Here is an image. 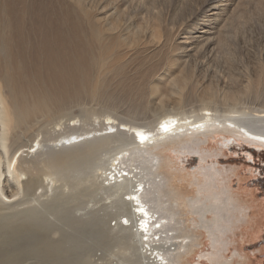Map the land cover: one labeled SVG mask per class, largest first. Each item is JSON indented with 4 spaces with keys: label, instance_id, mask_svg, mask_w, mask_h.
Segmentation results:
<instances>
[{
    "label": "bare ground",
    "instance_id": "obj_1",
    "mask_svg": "<svg viewBox=\"0 0 264 264\" xmlns=\"http://www.w3.org/2000/svg\"><path fill=\"white\" fill-rule=\"evenodd\" d=\"M111 87L135 90L125 111ZM245 95L261 109L238 110ZM260 99L264 0H0V264H89L80 258L88 248L72 246V236L30 205L53 192L56 215L66 220L63 187L86 173L88 186L115 198L121 212L111 227L124 233L129 255L91 264H248L242 245L259 239L260 219L234 191L237 172L223 166L229 159L209 144L222 137L221 156L237 139L263 148ZM97 120L101 127L85 129ZM172 150L196 157L198 166L163 171ZM174 178L188 180L198 197L179 188L165 203L162 188L174 194ZM189 206L199 217L193 225L207 232L206 251L201 237L180 235L172 210ZM80 222L72 220L85 233ZM90 228L104 237L99 224ZM145 234L171 245L161 263Z\"/></svg>",
    "mask_w": 264,
    "mask_h": 264
},
{
    "label": "rangeland",
    "instance_id": "obj_2",
    "mask_svg": "<svg viewBox=\"0 0 264 264\" xmlns=\"http://www.w3.org/2000/svg\"><path fill=\"white\" fill-rule=\"evenodd\" d=\"M113 88H115V86H113ZM121 88L123 89L124 87H121ZM121 88H118V91H116L115 89V92L113 93L112 90L114 89H112L111 87L109 90V93L114 94V97L116 99L118 98L117 105L119 106V109L122 110L121 112H123L125 111L124 109L127 108L128 102H130V92L134 91V92H131L132 96H137V94L135 93L134 89L128 92L129 90L124 88L123 89L124 91H123ZM130 88H133V86ZM145 89L148 92L147 87ZM159 91L167 92L168 89L165 87V85L163 86L160 85ZM190 91L191 89H189L186 93H190ZM147 92L145 95L146 98L144 97L145 102L146 100H148V97H149L148 96L149 93ZM245 96L247 97V95ZM246 97L243 96L242 98L243 100L239 101L238 104H242V105H238L237 107L238 110L243 111L244 109L243 112H245L246 110L245 113L249 112V113L254 114L256 110L261 109V105L258 106L257 102H255L254 99H252V97H250L249 95L247 98ZM133 98H136V97H133ZM187 99L191 100L189 96H187ZM259 102L260 104H262L261 102H263V99L262 101L260 99ZM148 107L151 108L152 106L148 105ZM240 107H243V108H240ZM72 111L74 115L79 114V109L77 107H73ZM100 121L101 120H97L95 126H93L92 122L89 121L88 122L89 124L86 126L85 129H93V128L101 127L100 124H102V121L101 122ZM227 123H230V122H227ZM203 133L205 132L204 131L200 132V134H203ZM227 135L228 134L223 136L224 139L230 140L229 136ZM51 136H54V135L52 134ZM198 136L203 137V135L202 136L198 135ZM171 137H175V136H171ZM216 137L210 138V144H209L210 149L214 151L215 149L219 150V154H220L219 156L220 158H222L223 161L226 159H229L228 161H225L226 163L224 162L223 166H225L228 169H231V171L234 170L237 172V175L233 176L232 184H233L234 191L241 192L242 196L245 197V200L243 201L244 205H246L247 202H250V201L252 202L250 206L254 207V209H252L253 214L255 217H258L260 219V223H261L260 226L259 225L256 226L257 233H261L259 234V239L253 242L244 243L242 245L244 252L250 255L248 264H264V147L256 148L259 145L253 146L251 144L239 142V139H237L235 141H230L228 144H226V146L222 148V150L225 153V156H221V153H220L221 149L219 148V143L224 140L222 139V137H217V138ZM205 142L206 141L204 140V143ZM179 152L180 151H177L176 153L175 150H172L171 155H173V157L171 159L172 160L171 162L168 160L167 155L162 154L164 157L162 161V163L164 164L163 171H166V172H169L170 174L175 175L176 173L178 174L179 171H181L180 168H182L183 166L187 168L188 172L193 171L194 168L198 166L197 163L199 159H196V157L182 158L183 154H180ZM112 159L113 158H110L109 161H112ZM172 164H173V167H172ZM88 176H89L88 173L82 174V175L77 174L72 179L71 183H69L70 185L63 187L66 193V196H67L65 203H63V206H62L63 213H65L64 217H66V220L62 219L63 216H61L59 212L57 214L58 216L56 215V211H55L56 205L51 204L54 202L52 200L54 198L53 192L51 193L49 191L50 194L48 193L47 195L42 196L40 198L39 202H41L42 205H39L37 203H32L30 205L36 207L40 212L45 213L44 214L45 220L49 219L55 225L57 224L56 228H58L61 231L64 230V232L66 231L65 232L66 234L72 236L73 238V243L71 244L72 246L80 250H84L85 247L88 248V252H86V257H82V255H80V258L82 259L85 258L87 260V263L91 264L94 262L93 259L100 258V257L106 258L107 260H109V262L115 261L116 260L115 258L117 256H118L117 258H127L129 256L127 252L128 245L124 242V239H122L124 233L120 232L118 226L117 228L111 227V223L117 221L114 219V217H116L117 212H121V210L117 206V203L114 201L115 198H113L112 200L110 199L107 200L105 197H103L99 193V191L98 192L96 191L95 187L88 186L90 185V177ZM173 180L175 181L172 185H174V188L176 190L174 191L175 192L174 194L171 192L170 190L171 188L169 187L167 188V186L162 188L163 191L161 194V199L165 203L166 202L169 203V201L177 199L175 196H177L176 192L179 193V188L181 190V193L185 195V198L190 197V198H193V200H195V198L198 197L196 189L194 187L192 188L187 185L188 180H182V179L178 180L175 178ZM58 185L61 187L63 186L62 183H59ZM43 202L46 204L48 203V204L45 205ZM111 204H112V207H111ZM27 206L25 205L24 207H27ZM208 206H210V203ZM50 207H52L54 211ZM196 207L198 208L197 205L194 206V208ZM172 211H173V214H175L177 221L183 223L184 229L180 235L182 236L189 235V236H192L193 238L201 237V241H199V243L203 245L202 251L208 250L206 246L208 245L207 232L205 230L200 229L198 225L197 226L193 225V220H196L197 222L199 220V217L197 215H192L193 213H192V210H190V206L185 207V208H175ZM207 218L208 220H211L213 217L211 214H208ZM71 219L73 221L81 220L82 222L80 223H83V224L85 223L88 226L87 231L84 233L82 226H79L76 229V226L72 224ZM95 224H99L103 228L104 237H102V234L100 235V233L97 230H93L90 228L94 226ZM72 226H74L75 229ZM109 227H111L112 230H110ZM71 232L74 235L71 234ZM240 234L241 233L239 231L236 232L237 236H239ZM233 247L234 245L230 246L231 251L228 254V257H232V255L234 254L235 249ZM199 250L200 249L198 248L196 250V253H200L201 250L200 251ZM195 261L196 259L193 258L192 260L191 259L188 260V262L185 261V263L187 262L188 264H194ZM238 262L242 263V261H239V259L236 258L235 263H238ZM23 264H40V263L35 258H29V259H26L23 262ZM51 264H59V263L55 261Z\"/></svg>",
    "mask_w": 264,
    "mask_h": 264
},
{
    "label": "built area",
    "instance_id": "obj_3",
    "mask_svg": "<svg viewBox=\"0 0 264 264\" xmlns=\"http://www.w3.org/2000/svg\"><path fill=\"white\" fill-rule=\"evenodd\" d=\"M115 173L118 174L117 172ZM140 226H142V224H140ZM149 237L151 238L150 241H149ZM152 238L153 236L151 235L148 236L145 234L144 242H146V245H148L146 248L148 247L152 248L154 250L155 256H158V261L161 263V259L163 257H166V254H169L170 251L169 249L171 245L169 243H163L164 236L160 237L159 235H157L154 239L155 240L154 242L152 241ZM171 251H173V248H171ZM151 264H157V263L152 262Z\"/></svg>",
    "mask_w": 264,
    "mask_h": 264
}]
</instances>
